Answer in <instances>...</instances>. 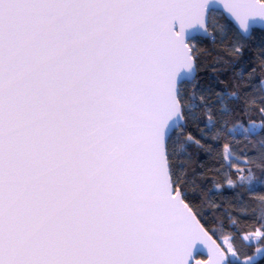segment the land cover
I'll list each match as a JSON object with an SVG mask.
<instances>
[{
	"label": "snow or ice",
	"instance_id": "6c2138e0",
	"mask_svg": "<svg viewBox=\"0 0 264 264\" xmlns=\"http://www.w3.org/2000/svg\"><path fill=\"white\" fill-rule=\"evenodd\" d=\"M216 26L234 38L218 62L259 69L251 93L200 84L195 41ZM259 29L264 0H0V264H257L241 249L264 256V212L238 235L225 209L220 227L186 167L195 146L221 164L216 189H264ZM238 110L260 125L230 124ZM253 137L259 164L239 148Z\"/></svg>",
	"mask_w": 264,
	"mask_h": 264
},
{
	"label": "trees",
	"instance_id": "16d2710c",
	"mask_svg": "<svg viewBox=\"0 0 264 264\" xmlns=\"http://www.w3.org/2000/svg\"><path fill=\"white\" fill-rule=\"evenodd\" d=\"M220 24H223L222 19L219 20ZM214 34L209 37H197L195 41L197 46L200 48L199 55V82L202 86L207 87L212 85L215 87L216 91H223L225 89L229 91H241V92H252L253 84L260 80L259 69H257V74L255 80H239L234 77V68L232 65L224 64L218 62L219 57H223L224 60H229L230 58L225 55L224 48L230 46L234 38H229L226 41H221L220 37L216 35L220 32L219 26L215 28H210ZM260 46H264V31L258 30V34L250 42L251 51L246 52L245 60L249 62L247 71H250L255 64H252L254 55L259 50ZM239 85V89L236 87ZM246 85V86H245ZM261 88L263 84L258 85ZM211 100L215 101V96L211 97ZM240 109L243 108V104L239 106ZM243 119L245 122L248 120L256 121L257 125L260 124L261 117L259 113L255 110L245 113L238 110V117H233L230 120L231 123H236L237 119ZM203 127V124L200 125ZM197 139H200V134L196 131V126L191 125L188 128ZM202 142H207L203 141ZM239 148L244 151V153L251 157L253 160L257 161L259 164V138L253 137L250 141H241ZM177 151L183 152L180 145H177ZM191 152V159L186 167V186L192 199L200 204L204 200H210L214 205H218V208H213L209 204H204L206 209V215L213 219L214 223H218L220 227L225 224L230 223L225 209L232 213V219L236 221V224L241 229L238 235L246 234L253 231L254 228L260 227L259 216L261 212H264V205L258 203V197L264 196V189L259 190L256 196H250L249 193L244 192L242 189L229 190L216 189L215 184H223L221 173L217 171L220 169L221 164L212 155H208L202 151H199L195 146L189 149ZM240 166L242 168L252 167L246 163L241 162ZM234 171V170H233ZM256 176H264V172L261 171L260 167H255L253 169ZM235 179V175L232 176ZM243 212L244 214H239ZM235 232L236 229H230ZM248 241H243L244 247L242 251L247 255H255L257 264H264V256L256 251L257 248L261 247L258 243H254L253 246L248 247ZM200 258V257H199Z\"/></svg>",
	"mask_w": 264,
	"mask_h": 264
},
{
	"label": "water",
	"instance_id": "95a60500",
	"mask_svg": "<svg viewBox=\"0 0 264 264\" xmlns=\"http://www.w3.org/2000/svg\"><path fill=\"white\" fill-rule=\"evenodd\" d=\"M220 10L223 11V12H225V15H227L226 10H224L222 6H221V9H220ZM260 30H263V31H264V29H260ZM201 36H202V37H209V36H203V35H201V34H198V35H197V37H201ZM206 258H207L206 256H202V257H200V258L197 257V259H206Z\"/></svg>",
	"mask_w": 264,
	"mask_h": 264
},
{
	"label": "rangeland",
	"instance_id": "374dc122",
	"mask_svg": "<svg viewBox=\"0 0 264 264\" xmlns=\"http://www.w3.org/2000/svg\"><path fill=\"white\" fill-rule=\"evenodd\" d=\"M263 87H264V84H263ZM258 125H260V124H258Z\"/></svg>",
	"mask_w": 264,
	"mask_h": 264
}]
</instances>
